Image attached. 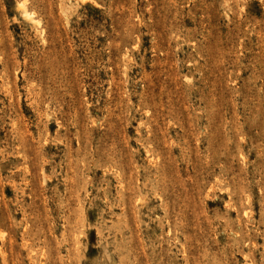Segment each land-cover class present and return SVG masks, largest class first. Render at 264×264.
Returning a JSON list of instances; mask_svg holds the SVG:
<instances>
[{"label":"rangeland","instance_id":"374dc122","mask_svg":"<svg viewBox=\"0 0 264 264\" xmlns=\"http://www.w3.org/2000/svg\"><path fill=\"white\" fill-rule=\"evenodd\" d=\"M0 264H264V0H0Z\"/></svg>","mask_w":264,"mask_h":264}]
</instances>
